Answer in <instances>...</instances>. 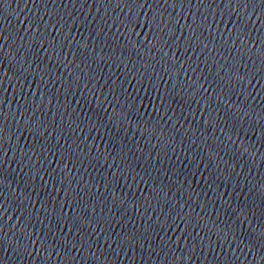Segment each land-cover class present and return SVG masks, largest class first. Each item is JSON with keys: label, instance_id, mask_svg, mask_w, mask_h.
I'll return each mask as SVG.
<instances>
[{"label": "water", "instance_id": "water-1", "mask_svg": "<svg viewBox=\"0 0 264 264\" xmlns=\"http://www.w3.org/2000/svg\"><path fill=\"white\" fill-rule=\"evenodd\" d=\"M0 264H264V0H0Z\"/></svg>", "mask_w": 264, "mask_h": 264}, {"label": "snow or ice", "instance_id": "snow-or-ice-1", "mask_svg": "<svg viewBox=\"0 0 264 264\" xmlns=\"http://www.w3.org/2000/svg\"><path fill=\"white\" fill-rule=\"evenodd\" d=\"M152 24L155 25V20L152 21Z\"/></svg>", "mask_w": 264, "mask_h": 264}]
</instances>
